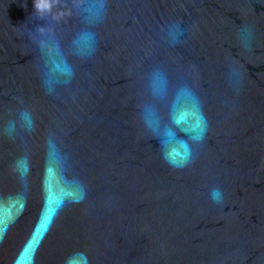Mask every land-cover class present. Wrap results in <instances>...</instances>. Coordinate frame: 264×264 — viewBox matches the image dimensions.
Returning a JSON list of instances; mask_svg holds the SVG:
<instances>
[{
	"label": "water",
	"instance_id": "obj_1",
	"mask_svg": "<svg viewBox=\"0 0 264 264\" xmlns=\"http://www.w3.org/2000/svg\"><path fill=\"white\" fill-rule=\"evenodd\" d=\"M0 264H264V0H0Z\"/></svg>",
	"mask_w": 264,
	"mask_h": 264
},
{
	"label": "clouds",
	"instance_id": "obj_2",
	"mask_svg": "<svg viewBox=\"0 0 264 264\" xmlns=\"http://www.w3.org/2000/svg\"><path fill=\"white\" fill-rule=\"evenodd\" d=\"M215 195H216V196H218V195H219V193L217 192V193H215Z\"/></svg>",
	"mask_w": 264,
	"mask_h": 264
}]
</instances>
